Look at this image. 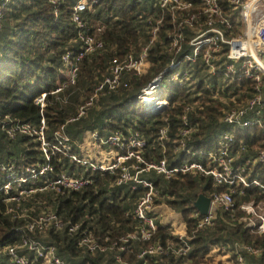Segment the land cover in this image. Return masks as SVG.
Instances as JSON below:
<instances>
[{
    "label": "trees",
    "instance_id": "16d2710c",
    "mask_svg": "<svg viewBox=\"0 0 264 264\" xmlns=\"http://www.w3.org/2000/svg\"><path fill=\"white\" fill-rule=\"evenodd\" d=\"M75 1L62 0L55 7L49 0H9L3 8L0 33V163H13L17 173H20L23 166L46 162L36 141L24 135L9 138L1 130L3 122L11 121L30 122L36 126L41 118V109L35 100L42 93H46L42 114L47 137L52 139L53 133L63 127L74 152H79L78 144L86 131H97L100 137H106L116 130H133L146 141V159L155 160L162 156L156 143L157 132L159 127L167 124L169 140L164 155L170 166L189 160L205 163L203 153L216 149L220 135L230 128L222 121L224 105L214 97L216 84L210 87L198 81L186 87L182 83L167 84L165 81L161 94L167 99L168 106L160 113L143 111L137 97L140 88L170 61V54L163 48L167 32L171 30L166 14L158 40L149 48L150 66L146 72L139 76L124 73L123 82L118 88L103 92L82 116L73 122L67 121L76 116L80 105L108 73L112 59L140 52L150 37L149 28L160 15V10L153 6L154 0H86L84 19L89 32L94 33L99 28L98 38L104 45L81 59L74 85L62 92L51 93L63 80L59 71L61 54L67 49L76 51L79 45L78 30L70 19ZM230 84L232 90L226 91L237 102L245 99L246 90L251 89L250 81ZM187 88L190 90L187 91ZM186 103L194 106L192 122L195 130L185 145L191 150L190 155L172 149L173 142L178 138L182 108ZM231 103L228 100L227 105ZM234 133L235 141L242 139L247 145V155L264 137V132L258 127L237 128ZM242 155L241 158H244ZM49 164L52 170L39 175L34 182L28 179L22 183V188H35V191L22 194L19 201L6 202V198L18 194L16 186L13 185L8 193L0 190V264H12L3 249L16 243L23 235L54 245L57 254L67 264H116V250L90 253L80 248L77 241L84 230L90 231L99 242L108 244L132 232L136 221L131 213L138 191L131 190L127 185H114L112 174L86 170L85 166L70 161L61 153L53 154ZM61 173L90 176L94 181L79 190L63 193L37 189L45 180ZM146 176L155 181L159 190L156 203H165L178 211L188 234L195 226L192 213L198 210L193 206V201L198 194L202 192L210 196L213 192L226 190L224 186L214 184L210 176L201 174H177L172 179H164L154 173ZM254 177L264 183V170L259 164L255 166ZM7 180L5 172L0 170V185ZM263 197L262 189L253 185L242 193L234 194V216L242 214L239 208L241 203ZM8 207L13 212H8ZM48 209L54 211L64 223H78L77 231L69 233L65 225L61 229L50 226L43 232H28L26 222ZM216 212L211 227L195 232L186 256L147 255L138 258L139 250L147 242L137 240L128 242L120 256L127 264H202L216 256L212 254V248H218L216 254H221V246L233 241L264 245V236L251 232L238 220L232 221L227 211L219 208ZM157 227L153 240L160 238L164 242L166 238H173L170 225L157 220ZM246 261L248 264H264V258L249 255Z\"/></svg>",
    "mask_w": 264,
    "mask_h": 264
},
{
    "label": "built area",
    "instance_id": "2783aa9c",
    "mask_svg": "<svg viewBox=\"0 0 264 264\" xmlns=\"http://www.w3.org/2000/svg\"><path fill=\"white\" fill-rule=\"evenodd\" d=\"M49 1L56 7L62 0ZM8 2L9 0H0V33L3 8ZM153 6L160 10V15L149 28L148 42L138 54L128 53L121 59H112L108 73L80 105L76 116L70 117L67 121L73 122L82 116L103 92L118 88L123 82L124 73L131 72L139 76L146 72L150 66L149 48L158 40V32L166 14L171 30L167 32V41L163 48L171 58L162 71L140 88L137 97L147 112L160 113L168 106L167 99L161 98L165 81L167 84L182 83L186 87H191L198 81L208 85L204 79L196 81V73L201 69H207L213 74L222 73L227 76L230 83L251 82V89L248 92L246 90L245 99L237 102L233 96L229 97L232 103L223 110L222 121L230 128L220 135L214 151L203 153L206 157L205 163L189 160L170 166L164 155L166 142L169 140L167 124L158 129L156 143L162 156L155 160L146 159L144 155L146 141L133 130L127 132L116 130L106 137H100L97 131L88 132L90 144L107 147L99 158L82 154L79 145V152H74L71 140L64 133L63 127L53 133L52 139L46 135V123L42 114L46 93H42L35 100L41 109V118L36 126L30 122L17 121L1 124V130L9 138L24 135L36 141L46 161L44 164L23 166L21 174L17 173L13 163H0V170L4 171L8 178L5 184L0 185V190L8 193L13 185L18 189V194L6 198V202L19 201L22 194L35 191V188L24 189L21 185L28 179L34 182L39 175L52 170L49 160L55 153L67 156L70 161L85 166L86 170L110 173L114 176V185H127L131 190L138 191L139 195L131 213L136 221L132 232L121 236L119 241L108 244L99 242L90 231L84 230L77 241L80 248L90 253L116 250L114 255L116 264H127L122 260L120 252L125 250L126 244L131 240L147 242L139 250L138 258L147 255L186 256L191 249L190 240L195 232L211 227L219 208L227 211L232 221L238 220L251 232L264 236V197L241 203L240 216L236 217L233 213L234 194L242 193L252 185L261 188L264 193V183L254 177L257 164L264 170V137L254 151L247 155V145L242 139L235 141L234 133L235 129L246 127H258L264 132V0H154ZM86 9V0L75 1L70 19L78 30L79 45L76 51L67 49L61 54L59 71L63 80L51 93L62 92L66 87L74 85L81 59L98 51L104 45L98 38L99 28L94 33L89 32L84 19ZM189 90L190 88H187V91ZM193 110L194 106L189 103L182 108L178 138L172 144L174 152L182 150L187 155L192 154L185 145L195 130V124L192 122ZM241 154L245 157L241 158ZM149 173L160 175L164 179H172L177 174H201L210 176L214 184L222 185L226 190L213 192L209 196L210 207L205 215H199V212L192 213L195 226L190 234L187 233L185 226L182 232L172 231L173 238H166L164 242L160 238L153 240L160 216L156 203L159 190L155 181L146 176ZM93 181L90 176L61 173L45 180L37 189L63 193L79 190L93 184ZM7 211L13 212V209L8 207ZM65 225L69 233L76 232L79 227L78 223H64L54 211L48 209L28 220L25 228L28 232H43L50 226L61 229ZM217 250L218 248H212V254L214 255ZM221 250L222 256L216 258L221 264H248L247 255L264 258V245L233 241L222 245ZM3 251L7 253L12 264H67L57 254L54 245L45 244L29 235H23L16 243L6 246Z\"/></svg>",
    "mask_w": 264,
    "mask_h": 264
},
{
    "label": "crops",
    "instance_id": "0c3cea01",
    "mask_svg": "<svg viewBox=\"0 0 264 264\" xmlns=\"http://www.w3.org/2000/svg\"><path fill=\"white\" fill-rule=\"evenodd\" d=\"M88 132H92V131H86L84 133L83 140L78 144L80 152L82 154H85L86 156L99 158L100 156H102L103 152L107 150V147L90 144ZM167 206L165 203L158 204L157 210L160 216L162 214H167L164 215L162 218H159V220L165 225H170L172 227L173 232L184 231L185 223L184 220L182 219L181 214L176 210H174L173 208L171 207L168 208ZM175 219H177V221H175Z\"/></svg>",
    "mask_w": 264,
    "mask_h": 264
},
{
    "label": "rangeland",
    "instance_id": "374dc122",
    "mask_svg": "<svg viewBox=\"0 0 264 264\" xmlns=\"http://www.w3.org/2000/svg\"><path fill=\"white\" fill-rule=\"evenodd\" d=\"M199 79H204L205 82H207L210 87L216 84L214 86L215 87V94H214L215 99L220 101L224 105V110L230 106V105H227L230 96H229V91H226V90H232V88L230 87L231 84H230V81H228V78L226 75H223L222 73L220 74L219 72H216V74H213L212 72L210 73L207 69H201L196 73V81ZM161 98H165V96L161 94ZM141 107H142V110L145 111L143 104H141ZM214 150H210V151H214ZM167 207L170 208V206H167ZM164 215H167V214H162L161 216H159V218H162ZM175 221H177V219H175ZM215 255L216 256H213V258L209 262H204V263L217 264L218 260H216V258L221 257L222 254L215 253Z\"/></svg>",
    "mask_w": 264,
    "mask_h": 264
},
{
    "label": "water",
    "instance_id": "95a60500",
    "mask_svg": "<svg viewBox=\"0 0 264 264\" xmlns=\"http://www.w3.org/2000/svg\"><path fill=\"white\" fill-rule=\"evenodd\" d=\"M210 201V197L201 192L193 201V206L198 210L201 215H205L209 210Z\"/></svg>",
    "mask_w": 264,
    "mask_h": 264
},
{
    "label": "bare ground",
    "instance_id": "6f19581e",
    "mask_svg": "<svg viewBox=\"0 0 264 264\" xmlns=\"http://www.w3.org/2000/svg\"><path fill=\"white\" fill-rule=\"evenodd\" d=\"M140 103H141V102H140ZM144 110H145V111H148V110L145 108V106H144Z\"/></svg>",
    "mask_w": 264,
    "mask_h": 264
}]
</instances>
